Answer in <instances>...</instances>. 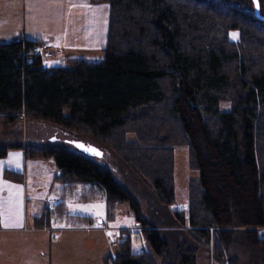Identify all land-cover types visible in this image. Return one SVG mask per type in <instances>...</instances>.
Returning <instances> with one entry per match:
<instances>
[{
    "label": "trees",
    "instance_id": "1",
    "mask_svg": "<svg viewBox=\"0 0 264 264\" xmlns=\"http://www.w3.org/2000/svg\"><path fill=\"white\" fill-rule=\"evenodd\" d=\"M98 1L109 8L99 61L47 67L23 56L35 41L0 42V121H41L92 139L144 180L161 206L174 199L173 147L186 146L197 177L187 186L186 220L175 212L177 221L193 240L211 244L214 264H238L228 256L229 227H243L264 263V21L250 0ZM257 1L264 16V0ZM230 30L237 41L229 40ZM223 101L228 111L220 110ZM7 149L0 146V158ZM24 155L52 157L55 179L101 191L108 213L114 202H128L148 250L132 252L127 236L108 257L112 264H157L154 257L193 264L191 253L169 257L166 241L108 170L58 145L25 147ZM3 175L22 181L11 170ZM46 210L35 226L49 225L52 208Z\"/></svg>",
    "mask_w": 264,
    "mask_h": 264
},
{
    "label": "rangeland",
    "instance_id": "2",
    "mask_svg": "<svg viewBox=\"0 0 264 264\" xmlns=\"http://www.w3.org/2000/svg\"><path fill=\"white\" fill-rule=\"evenodd\" d=\"M61 10V4L56 0H0V42L10 40L13 34L52 42L60 33ZM227 34L229 40L237 41L236 30ZM51 47L53 58L40 61L47 67L68 68L63 55L54 46ZM219 108L228 111L230 106L223 101ZM126 137L132 140L133 134L127 133ZM69 140L92 144L102 151V155L85 156L69 144ZM17 144L42 148L58 145L87 157L100 168L108 170L114 180L130 193L147 224L166 241L169 257L173 261L191 253L194 254L193 264H214L211 244L204 246L193 240L187 231L190 227L181 225L175 216V212L178 215L182 213L186 220L187 186L190 180L197 177V171L189 167L186 146L173 147L174 199L170 205L161 206L144 180L117 155L88 137L73 136L41 121L20 119L11 125L0 121V146ZM4 158H0V163L17 168L15 171L23 176L27 223L18 231L0 230V264H112L108 257L113 258L118 253V242L127 236L132 252L148 250L128 202H114L108 213L101 191H89L86 183L64 186L56 180L52 157H26L21 166L13 165L14 161L10 163L8 158ZM91 192H94L93 196L83 197ZM48 206L52 208L49 225L35 226L32 218L45 216ZM229 229L235 232L227 243L228 256L236 258L238 264H264L259 253L247 246L240 230L245 228ZM124 234L126 237L121 238ZM258 235L264 236V228L258 230ZM154 259L161 264L158 257Z\"/></svg>",
    "mask_w": 264,
    "mask_h": 264
},
{
    "label": "crops",
    "instance_id": "3",
    "mask_svg": "<svg viewBox=\"0 0 264 264\" xmlns=\"http://www.w3.org/2000/svg\"><path fill=\"white\" fill-rule=\"evenodd\" d=\"M56 1L60 2L62 13L60 33L52 42L24 34H13L10 40L21 37L35 42H45L54 46L56 51L63 55L62 59L66 63L69 59L101 60L107 32L108 4L98 0ZM24 148L25 145L10 146L4 157L8 158L10 163L14 161L13 165L21 166L26 158ZM4 170L17 172L15 171L17 168L0 163V230L18 231L27 223V199L23 176L17 172L21 174L22 181L15 182L3 175Z\"/></svg>",
    "mask_w": 264,
    "mask_h": 264
},
{
    "label": "built area",
    "instance_id": "4",
    "mask_svg": "<svg viewBox=\"0 0 264 264\" xmlns=\"http://www.w3.org/2000/svg\"><path fill=\"white\" fill-rule=\"evenodd\" d=\"M26 55V62L30 63L32 58H36L38 57L39 59H45V60H50L51 58H53V52H52V47L45 43V42H41V41H37L35 43H33L29 49L27 50L26 53L23 54V56ZM48 209H51V206L48 207ZM126 237L125 234L124 236L121 235V238ZM52 238H55V236H53Z\"/></svg>",
    "mask_w": 264,
    "mask_h": 264
},
{
    "label": "water",
    "instance_id": "5",
    "mask_svg": "<svg viewBox=\"0 0 264 264\" xmlns=\"http://www.w3.org/2000/svg\"><path fill=\"white\" fill-rule=\"evenodd\" d=\"M250 1L253 5V12H254L255 17L261 21H264V16L260 15L259 13L258 1L257 0H250ZM68 143L71 144L78 152L82 153L85 156L100 157L102 155V151L92 144L84 143L83 141H80V140H69ZM79 145H83V147H80ZM89 148L94 149L95 152L88 151L87 149ZM96 153H99V154L97 155Z\"/></svg>",
    "mask_w": 264,
    "mask_h": 264
},
{
    "label": "snow or ice",
    "instance_id": "6",
    "mask_svg": "<svg viewBox=\"0 0 264 264\" xmlns=\"http://www.w3.org/2000/svg\"><path fill=\"white\" fill-rule=\"evenodd\" d=\"M86 6V5H85ZM235 35V34H234ZM80 147H83V145H79ZM88 151H93V152H95V150L94 149H87ZM97 155L99 154V153H96ZM94 207V206H93ZM61 227L63 226V225H60Z\"/></svg>",
    "mask_w": 264,
    "mask_h": 264
}]
</instances>
